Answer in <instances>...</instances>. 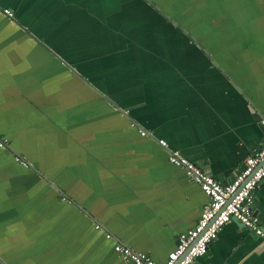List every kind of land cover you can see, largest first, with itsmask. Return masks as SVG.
<instances>
[{
    "label": "crops",
    "instance_id": "1",
    "mask_svg": "<svg viewBox=\"0 0 264 264\" xmlns=\"http://www.w3.org/2000/svg\"><path fill=\"white\" fill-rule=\"evenodd\" d=\"M261 117L264 0H0V255L164 264L208 198L157 140L226 183ZM253 210L264 229V178ZM193 264H264V241L233 218Z\"/></svg>",
    "mask_w": 264,
    "mask_h": 264
},
{
    "label": "built area",
    "instance_id": "2",
    "mask_svg": "<svg viewBox=\"0 0 264 264\" xmlns=\"http://www.w3.org/2000/svg\"><path fill=\"white\" fill-rule=\"evenodd\" d=\"M2 11L10 21L14 19L12 10L4 8ZM259 122L264 130V117H261ZM140 134L145 135V130H140ZM157 142L167 150L168 161L182 168L187 178L196 183L208 198L196 224L178 234L176 246L168 253L164 264H193L196 257L207 252L209 243L233 218L264 241V229L253 210L255 190L264 178V145L244 159L242 167L233 179L222 183L189 160L180 150L169 149L164 139L159 138ZM7 144L8 139L0 137V147ZM14 158L24 166L29 165L21 155L15 154ZM95 228H100V225L95 224ZM105 236L111 238L109 232H106ZM113 249L124 261L133 264H158L149 254L133 250L122 243L115 242Z\"/></svg>",
    "mask_w": 264,
    "mask_h": 264
},
{
    "label": "rangeland",
    "instance_id": "3",
    "mask_svg": "<svg viewBox=\"0 0 264 264\" xmlns=\"http://www.w3.org/2000/svg\"><path fill=\"white\" fill-rule=\"evenodd\" d=\"M150 1V0H148ZM151 3V2H150ZM155 7V5H154ZM18 256L14 254L0 255V264H15Z\"/></svg>",
    "mask_w": 264,
    "mask_h": 264
},
{
    "label": "water",
    "instance_id": "4",
    "mask_svg": "<svg viewBox=\"0 0 264 264\" xmlns=\"http://www.w3.org/2000/svg\"><path fill=\"white\" fill-rule=\"evenodd\" d=\"M123 112V111H122ZM123 113H125V112H123ZM15 153H17V152H15ZM56 188H58L57 186H56Z\"/></svg>",
    "mask_w": 264,
    "mask_h": 264
}]
</instances>
